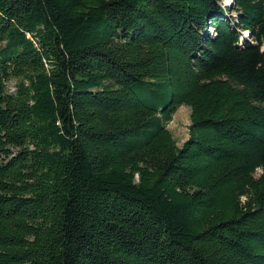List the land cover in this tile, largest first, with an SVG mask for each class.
<instances>
[{"label": "trees", "instance_id": "16d2710c", "mask_svg": "<svg viewBox=\"0 0 264 264\" xmlns=\"http://www.w3.org/2000/svg\"><path fill=\"white\" fill-rule=\"evenodd\" d=\"M223 1L0 0V264H264V0Z\"/></svg>", "mask_w": 264, "mask_h": 264}, {"label": "rangeland", "instance_id": "374dc122", "mask_svg": "<svg viewBox=\"0 0 264 264\" xmlns=\"http://www.w3.org/2000/svg\"><path fill=\"white\" fill-rule=\"evenodd\" d=\"M226 2L229 0H225ZM224 2V1H223ZM225 3V2H224ZM233 15V14H232ZM11 84L7 85V90L11 91ZM188 109L184 106L178 107L171 121L167 124V130L170 132L177 145H180L187 135Z\"/></svg>", "mask_w": 264, "mask_h": 264}, {"label": "water", "instance_id": "95a60500", "mask_svg": "<svg viewBox=\"0 0 264 264\" xmlns=\"http://www.w3.org/2000/svg\"><path fill=\"white\" fill-rule=\"evenodd\" d=\"M224 6H227V7L231 8L233 6V1L231 0V2L229 4L225 3Z\"/></svg>", "mask_w": 264, "mask_h": 264}, {"label": "bare ground", "instance_id": "6f19581e", "mask_svg": "<svg viewBox=\"0 0 264 264\" xmlns=\"http://www.w3.org/2000/svg\"><path fill=\"white\" fill-rule=\"evenodd\" d=\"M224 2H225L226 4H229V3L231 2V0H229V2H228V1H227V2H226V1H224Z\"/></svg>", "mask_w": 264, "mask_h": 264}]
</instances>
